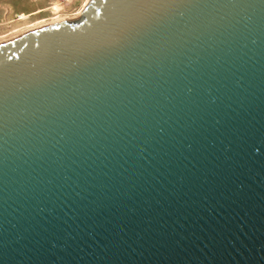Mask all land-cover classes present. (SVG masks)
Returning a JSON list of instances; mask_svg holds the SVG:
<instances>
[{
  "label": "water",
  "instance_id": "water-1",
  "mask_svg": "<svg viewBox=\"0 0 264 264\" xmlns=\"http://www.w3.org/2000/svg\"><path fill=\"white\" fill-rule=\"evenodd\" d=\"M0 264H264V0L0 39Z\"/></svg>",
  "mask_w": 264,
  "mask_h": 264
},
{
  "label": "rangeland",
  "instance_id": "rangeland-1",
  "mask_svg": "<svg viewBox=\"0 0 264 264\" xmlns=\"http://www.w3.org/2000/svg\"><path fill=\"white\" fill-rule=\"evenodd\" d=\"M85 3L86 0H0V25L25 24V21L31 24L57 15L71 18L80 13Z\"/></svg>",
  "mask_w": 264,
  "mask_h": 264
},
{
  "label": "bare ground",
  "instance_id": "bare-ground-1",
  "mask_svg": "<svg viewBox=\"0 0 264 264\" xmlns=\"http://www.w3.org/2000/svg\"><path fill=\"white\" fill-rule=\"evenodd\" d=\"M86 3H87V0H86ZM64 18H67V17H60V15H57L53 19H50V20H47V21L45 20V21H42V22L40 21V22H36V23H31V24H27L28 22L26 23V21H25V24L24 23H19L18 25H15V24L13 25L12 22H11V23L7 24L6 27L0 25V39L9 37L11 35H14V34H17V33H20V32H23V31H26V30H29V29H32V28H35V27H38V26H41V25H44V24H47V23H50V22L62 20Z\"/></svg>",
  "mask_w": 264,
  "mask_h": 264
}]
</instances>
